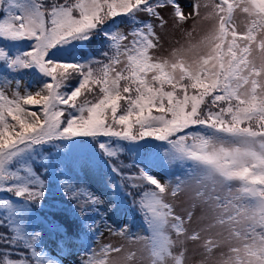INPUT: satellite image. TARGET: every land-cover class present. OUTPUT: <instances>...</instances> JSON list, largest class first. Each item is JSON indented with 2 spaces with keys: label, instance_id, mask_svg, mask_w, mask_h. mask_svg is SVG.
<instances>
[{
  "label": "snow or ice",
  "instance_id": "snow-or-ice-1",
  "mask_svg": "<svg viewBox=\"0 0 264 264\" xmlns=\"http://www.w3.org/2000/svg\"><path fill=\"white\" fill-rule=\"evenodd\" d=\"M169 19L194 23L165 48ZM102 225L139 247H91ZM77 244L78 264H264V0H0V264Z\"/></svg>",
  "mask_w": 264,
  "mask_h": 264
},
{
  "label": "rangeland",
  "instance_id": "rangeland-1",
  "mask_svg": "<svg viewBox=\"0 0 264 264\" xmlns=\"http://www.w3.org/2000/svg\"><path fill=\"white\" fill-rule=\"evenodd\" d=\"M185 2H186V0H181L182 4ZM201 3H203V0H201ZM189 11H190V9H185L186 14ZM204 11L205 10L203 8H201V14L202 15H203ZM165 17H166V19L168 18L167 13H165ZM142 18H144V17H142ZM193 23H194V21L190 19L187 23H185L183 25L173 27V23L169 19V23H168L165 31L163 33H161L165 48L177 46L175 44L176 41L183 43L186 39L185 32L192 30ZM202 27H203V25H197V30L199 31ZM177 171H179V169H177ZM128 202L129 201H127V204H128ZM129 206H130V203H129ZM122 219H124V218H122ZM143 231H144V228H139L135 233H142ZM102 232H103V235H101L100 238L96 240L97 242L94 243V245H95L94 248H99L100 245H104V244H112L115 246L124 245L126 250L135 249V248L139 247V245H136V244H128L122 237H119V236H116L112 233H109V232L105 231L104 229L102 230ZM131 232L133 233L132 227H131ZM52 251L54 252L55 250H52ZM82 255L83 254H80V253H73L71 256H65L64 257L65 264H78L79 258Z\"/></svg>",
  "mask_w": 264,
  "mask_h": 264
},
{
  "label": "trees",
  "instance_id": "trees-1",
  "mask_svg": "<svg viewBox=\"0 0 264 264\" xmlns=\"http://www.w3.org/2000/svg\"><path fill=\"white\" fill-rule=\"evenodd\" d=\"M27 77H25V80L27 81ZM35 83V82H34ZM125 160H127V157H124ZM130 200L127 204V201L125 202V205L123 206L122 210L117 213L120 219L124 218L128 221V224L131 225L133 228V233H135L139 228H144L142 217L139 215V213L135 212L130 206H129ZM115 211V210H114ZM90 214V213H89ZM110 223V222H109ZM116 225H113V228L115 229ZM103 225L101 226V232L103 230ZM101 235H95L94 239L97 240L100 238ZM88 244L91 245V247H94V243L92 239L88 240ZM46 245L50 250H55L50 242L46 241ZM82 245L77 244L75 246V250L73 253H80L84 254L80 249ZM72 253V254H73ZM71 256V255H69Z\"/></svg>",
  "mask_w": 264,
  "mask_h": 264
}]
</instances>
